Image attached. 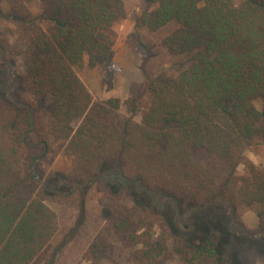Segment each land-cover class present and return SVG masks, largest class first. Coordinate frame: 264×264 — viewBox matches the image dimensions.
<instances>
[{"label": "trees", "instance_id": "trees-1", "mask_svg": "<svg viewBox=\"0 0 264 264\" xmlns=\"http://www.w3.org/2000/svg\"><path fill=\"white\" fill-rule=\"evenodd\" d=\"M26 1L7 14L27 40L18 52L26 75L16 80L5 72L0 81V264H33L59 230L48 201L82 212L83 189L95 183L105 188L100 203L109 216L93 258L112 248L108 236L132 264L173 257L220 264L233 234L251 248L256 233L264 235V168L248 162L246 176L229 171L253 137L264 138V0H142L135 27L157 32L176 24L162 46L190 59L177 76L146 81L151 101L140 121L136 99L95 100L75 71L87 55L113 88L124 0ZM11 59L3 54L4 62ZM23 90L32 92L30 101ZM52 138L71 157L63 189L34 174ZM253 207L258 227L247 231L241 217ZM65 243L44 264H54Z\"/></svg>", "mask_w": 264, "mask_h": 264}, {"label": "rangeland", "instance_id": "rangeland-1", "mask_svg": "<svg viewBox=\"0 0 264 264\" xmlns=\"http://www.w3.org/2000/svg\"><path fill=\"white\" fill-rule=\"evenodd\" d=\"M21 2L27 3L26 0H5L2 3L0 40L5 44V51L0 49V81H6L5 72L16 80L26 75L23 55L18 52L23 50L27 40L22 38L20 26L7 17L12 8ZM124 2L127 17L119 23L118 32L115 35L113 60L116 71L113 88L106 87L104 69L99 65L91 67L87 55L82 65L75 67V71L95 100L117 97L123 104L128 98L136 99L139 111L134 115V119L140 121L142 111L148 108L151 101V94L145 89L146 81L158 80L162 76H177L179 66L187 65L190 56H173L162 46L163 39L176 28V24H169L157 32H151L147 28L137 29L135 27L136 17L146 8V5L142 3V0H124ZM30 6L35 13L39 11L36 3L32 2ZM3 54L11 56L12 59L8 63L4 62ZM20 93L22 100H31V91L23 90ZM256 106L262 109V102L257 101ZM122 112L130 116L125 106ZM201 161L209 162L210 158H203ZM248 162L254 163L261 169L264 168V138L253 137L250 140L243 162L235 170L229 171V174L238 177L246 176ZM70 167L71 157L66 151L65 144L61 140L52 138L51 151L45 160L39 161L34 166V174L49 187L63 189L67 184V173ZM104 192L105 188L101 184L95 183L85 187L82 212L71 204L64 205L48 201L49 206L58 215L59 230L44 253L33 264H44L65 240L64 248L55 255L54 264H132L129 251L111 236H108V241L112 243L109 251L96 258L89 253L96 236L105 227L109 216V208L100 203ZM196 219H199L198 215ZM241 220L247 231L256 229L258 227L257 208H250L243 214ZM218 230L223 236L230 233L228 229L225 231L222 227H218ZM256 236L251 248L247 249L250 242L240 240L237 235L233 234L224 245L227 252L220 264H233L237 257L239 258L238 263L241 264L243 262L264 264V251L262 252L264 235L256 233ZM166 264L183 263L178 257H173L167 260Z\"/></svg>", "mask_w": 264, "mask_h": 264}]
</instances>
